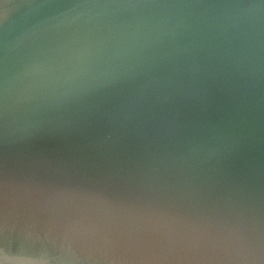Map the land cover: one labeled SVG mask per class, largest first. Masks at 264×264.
Segmentation results:
<instances>
[{
  "label": "water",
  "instance_id": "obj_1",
  "mask_svg": "<svg viewBox=\"0 0 264 264\" xmlns=\"http://www.w3.org/2000/svg\"><path fill=\"white\" fill-rule=\"evenodd\" d=\"M0 264H264V0H0Z\"/></svg>",
  "mask_w": 264,
  "mask_h": 264
}]
</instances>
